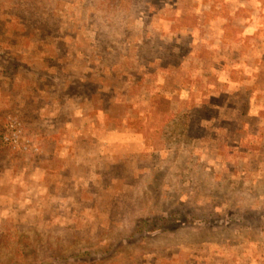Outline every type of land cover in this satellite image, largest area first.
Here are the masks:
<instances>
[{
  "label": "rangeland",
  "instance_id": "rangeland-1",
  "mask_svg": "<svg viewBox=\"0 0 264 264\" xmlns=\"http://www.w3.org/2000/svg\"><path fill=\"white\" fill-rule=\"evenodd\" d=\"M0 264H264V0H0Z\"/></svg>",
  "mask_w": 264,
  "mask_h": 264
},
{
  "label": "trees",
  "instance_id": "trees-1",
  "mask_svg": "<svg viewBox=\"0 0 264 264\" xmlns=\"http://www.w3.org/2000/svg\"><path fill=\"white\" fill-rule=\"evenodd\" d=\"M260 214V213H259ZM262 215V214H260ZM258 215V216H260ZM167 217V216H166ZM166 217L165 216H158L157 214H152V215H146V216H142V218H140L133 226L132 228L130 229L129 231V234L125 237V239L127 240H131V239H134L135 238V235L136 233H140L142 231V229L148 225V227L150 228V230H156L159 226L158 224V219L160 218V220L162 221H166ZM263 217V216H261ZM254 218H257L256 216L255 217H251L249 218V222H252V220H254ZM121 241H123L124 239H120ZM133 241V240H132ZM126 242H124L125 244ZM103 250L105 251L106 250V247L105 248H98L96 249L95 251H98V250ZM76 257H81L83 255H93L89 250L88 251H83V252H79V253H74L73 256ZM86 261H84L85 263ZM92 262V261H90Z\"/></svg>",
  "mask_w": 264,
  "mask_h": 264
}]
</instances>
